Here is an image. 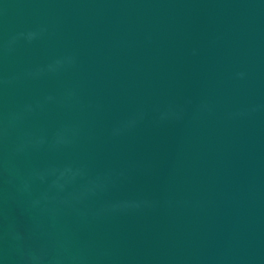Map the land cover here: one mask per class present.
Listing matches in <instances>:
<instances>
[{"label":"water","instance_id":"water-1","mask_svg":"<svg viewBox=\"0 0 264 264\" xmlns=\"http://www.w3.org/2000/svg\"><path fill=\"white\" fill-rule=\"evenodd\" d=\"M57 262L264 264V0H0V264Z\"/></svg>","mask_w":264,"mask_h":264},{"label":"clouds","instance_id":"clouds-1","mask_svg":"<svg viewBox=\"0 0 264 264\" xmlns=\"http://www.w3.org/2000/svg\"><path fill=\"white\" fill-rule=\"evenodd\" d=\"M34 35H35L34 33H30L29 38H32ZM240 75L243 76V73H241ZM50 174L55 177L52 186L59 190H64L65 186L72 183L78 176H83L84 170L73 169L72 167H65L63 169H52ZM43 178L44 175L41 174V179ZM107 182L108 179L103 178L90 183L86 187L84 193H82L81 196L76 197V199H80L82 196L87 195L89 193H96L98 190L103 189L107 184ZM139 206L140 205L138 203L122 202V203L114 204L111 207L113 210H117V209L124 210L133 207L138 208ZM32 258L37 259V257H32Z\"/></svg>","mask_w":264,"mask_h":264}]
</instances>
